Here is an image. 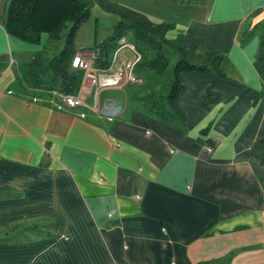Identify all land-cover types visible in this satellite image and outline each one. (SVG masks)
Masks as SVG:
<instances>
[{
    "label": "crops",
    "instance_id": "obj_1",
    "mask_svg": "<svg viewBox=\"0 0 264 264\" xmlns=\"http://www.w3.org/2000/svg\"><path fill=\"white\" fill-rule=\"evenodd\" d=\"M107 1L221 55L223 77L180 73L173 120L152 107L168 89L139 72L93 110H57L10 92L52 43L8 36L0 0V264H264V0Z\"/></svg>",
    "mask_w": 264,
    "mask_h": 264
},
{
    "label": "trees",
    "instance_id": "obj_2",
    "mask_svg": "<svg viewBox=\"0 0 264 264\" xmlns=\"http://www.w3.org/2000/svg\"><path fill=\"white\" fill-rule=\"evenodd\" d=\"M105 11L115 13L118 17L110 36L100 44L93 43L88 49L94 52L93 67L104 70L110 64L112 52L117 48L118 41L124 37L134 45L141 60L135 65L134 73L146 77L148 86H155L174 58L168 91L159 102L152 107L160 119L182 118L177 100L183 89L180 73L206 72L213 70L223 77L220 71L222 56L218 54L193 55L191 50L181 46L182 34L173 30V26L164 23H153L145 16L117 6L107 0H94ZM264 11V10H263ZM89 17L79 0H7L4 10L3 30L8 35L22 42L37 44L40 35L47 36L48 42L57 40L61 31L67 28L62 48L57 54L48 55L49 46L23 66L16 69L15 79L10 92L34 99V94L76 95L81 83L82 72L72 69L70 62L78 52L73 40L81 23ZM262 34L259 40L257 61L264 63V19L260 22ZM136 76V75H135ZM140 80V79H139ZM206 128L201 130L204 133ZM264 153V137L260 139ZM264 218V199H263Z\"/></svg>",
    "mask_w": 264,
    "mask_h": 264
},
{
    "label": "built area",
    "instance_id": "obj_3",
    "mask_svg": "<svg viewBox=\"0 0 264 264\" xmlns=\"http://www.w3.org/2000/svg\"><path fill=\"white\" fill-rule=\"evenodd\" d=\"M118 46L112 52L109 66L104 70L93 67L94 52H77L71 59L72 69L82 72L81 83L76 95H61L51 92L57 99L55 108L57 110L72 109L79 106L88 107L80 96L91 97L95 108L98 92L103 88L120 87L123 83H137L134 67L141 60L133 44L126 41L124 37L118 41ZM125 51L128 55H123Z\"/></svg>",
    "mask_w": 264,
    "mask_h": 264
},
{
    "label": "rangeland",
    "instance_id": "obj_4",
    "mask_svg": "<svg viewBox=\"0 0 264 264\" xmlns=\"http://www.w3.org/2000/svg\"><path fill=\"white\" fill-rule=\"evenodd\" d=\"M117 19L112 13L98 11L97 7L89 9V17L86 21L81 23L74 35L75 48H89L93 43L100 44L108 36H110L113 26ZM67 33V28L61 31L57 40L52 41L49 47L48 55L57 54L63 46L64 39ZM123 55H128L124 50L121 52ZM174 58L169 61L167 68L160 77V83L155 86L168 89V84L171 79V69L174 64ZM84 98V96H80Z\"/></svg>",
    "mask_w": 264,
    "mask_h": 264
}]
</instances>
